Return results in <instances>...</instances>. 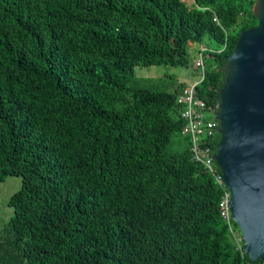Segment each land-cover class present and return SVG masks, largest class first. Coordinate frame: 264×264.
<instances>
[{
	"label": "trees",
	"instance_id": "1",
	"mask_svg": "<svg viewBox=\"0 0 264 264\" xmlns=\"http://www.w3.org/2000/svg\"><path fill=\"white\" fill-rule=\"evenodd\" d=\"M254 3L0 0V182L21 178L0 264H264L231 239L223 189L181 134L186 83L135 73L207 41L195 87L219 104Z\"/></svg>",
	"mask_w": 264,
	"mask_h": 264
},
{
	"label": "water",
	"instance_id": "2",
	"mask_svg": "<svg viewBox=\"0 0 264 264\" xmlns=\"http://www.w3.org/2000/svg\"><path fill=\"white\" fill-rule=\"evenodd\" d=\"M250 10L257 24L238 34L226 58L213 158L230 192L227 204L243 251L254 261L264 256V0Z\"/></svg>",
	"mask_w": 264,
	"mask_h": 264
},
{
	"label": "built area",
	"instance_id": "3",
	"mask_svg": "<svg viewBox=\"0 0 264 264\" xmlns=\"http://www.w3.org/2000/svg\"><path fill=\"white\" fill-rule=\"evenodd\" d=\"M214 20L217 21V18L214 17ZM201 50L198 52V57L194 60L195 67L200 72V79L186 84L178 96V101L182 104L181 117L183 125L181 134L190 140L192 158L201 163L223 189L219 211L222 219L228 224L230 233H232V218L227 204L230 192L221 180L222 172L216 169L215 159L213 158L216 151V146L214 149L213 142L219 135L220 130L219 120L214 116L218 110V104L207 106L198 95L195 87L204 74Z\"/></svg>",
	"mask_w": 264,
	"mask_h": 264
},
{
	"label": "rangeland",
	"instance_id": "4",
	"mask_svg": "<svg viewBox=\"0 0 264 264\" xmlns=\"http://www.w3.org/2000/svg\"><path fill=\"white\" fill-rule=\"evenodd\" d=\"M188 4L192 0H185ZM209 43L202 44L190 43L188 46V62L186 65L158 64V65H136L135 73L142 84L153 88L173 89L179 82L191 83L200 79V72L195 67L194 60L198 57L197 47L207 46ZM170 84V85H169ZM21 185L20 176L10 175L0 182V230L8 219L13 215V208L8 204L11 194L17 191ZM231 239L240 247L243 239L240 231L232 227Z\"/></svg>",
	"mask_w": 264,
	"mask_h": 264
},
{
	"label": "crops",
	"instance_id": "5",
	"mask_svg": "<svg viewBox=\"0 0 264 264\" xmlns=\"http://www.w3.org/2000/svg\"><path fill=\"white\" fill-rule=\"evenodd\" d=\"M188 84V83H187Z\"/></svg>",
	"mask_w": 264,
	"mask_h": 264
}]
</instances>
